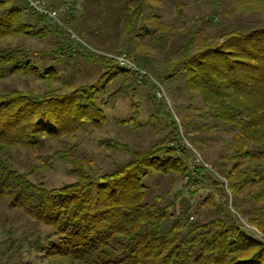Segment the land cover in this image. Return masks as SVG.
<instances>
[{"label":"trees","instance_id":"trees-1","mask_svg":"<svg viewBox=\"0 0 264 264\" xmlns=\"http://www.w3.org/2000/svg\"><path fill=\"white\" fill-rule=\"evenodd\" d=\"M45 1L64 26L80 33V24L73 22L72 4ZM159 1L122 0V30L130 38L121 48L152 28V33L160 29L154 14ZM229 9L264 11V0H231ZM47 34L52 43L41 50L6 43L19 37L43 39ZM164 39L159 37L161 45ZM122 54L131 59L122 50L112 56ZM112 56L87 48L23 0H0V203L48 229L45 236L32 240L4 231L0 264H30L24 259L30 250L38 251L48 264H264V242L246 232L235 216H244L264 235V27L232 30L217 38L192 35L180 58L173 59L159 79L184 81L206 108L202 115L208 114L222 130L232 132L215 172L226 182L234 215H226L210 192L192 204L202 177L215 184L219 181L192 161L194 155L174 122L166 123L167 133L142 152L112 139L100 140L98 146L106 151L123 150L129 156L111 171L100 172L92 160L75 154L73 140L79 134L105 127L104 108L130 92L135 97L137 86L149 88L148 76L137 80ZM77 59L99 65L94 81L68 82ZM67 69L72 70L70 75ZM8 76L31 77L46 88L40 93L5 88ZM117 80L119 85L111 90ZM150 86L154 89L147 99L153 110L150 117L162 118L164 103L156 99L155 84ZM130 113V118L118 123L134 127L139 118L134 101ZM169 119L168 112L165 121ZM196 131L185 126L183 136L190 138ZM20 150L34 159L27 172L18 171L10 161L12 152ZM56 162L67 167L72 182L47 188L30 180L40 170L52 171ZM151 174L175 176L172 181L189 179L188 198L179 193L169 202L160 196L146 201L145 180ZM200 208L224 216L194 218Z\"/></svg>","mask_w":264,"mask_h":264},{"label":"rangeland","instance_id":"rangeland-1","mask_svg":"<svg viewBox=\"0 0 264 264\" xmlns=\"http://www.w3.org/2000/svg\"><path fill=\"white\" fill-rule=\"evenodd\" d=\"M121 2L122 0H73L71 13L74 17V24H80V33H77L73 28L64 27L72 29L71 31L77 35L75 39L93 51L101 52L107 56H112L118 50L128 52L130 61L148 73L149 88L137 86L134 88L135 97L130 92L126 97H121L113 105L109 104L104 108L105 127L101 130H88L86 134H79L73 140L77 146L75 154L92 160L93 167L100 172L111 171L115 163H124L129 159V156L123 150L106 151L98 146L100 140L112 139L126 144L132 150L142 152L167 133L169 129H167L166 123L170 125L171 122H174L179 134L183 137L184 144L194 155L192 161L202 164L219 181L215 184L208 176L202 177L201 184L196 185L200 190L191 196L192 204L210 192L215 202L223 206L226 215H234L235 212L230 206L232 198L226 187V182L215 172L219 156L223 154V148L230 141L232 132L222 130L223 127L217 124L218 121L208 114L202 115L206 108L199 97L191 93L184 81L162 82L159 79L167 73L171 61L180 58L184 45L192 35L198 39L217 38L232 30L246 32L255 27H264V11H233L229 9L231 0H160L154 7V14L159 17L161 23L160 29L152 33V28L149 34L138 38L134 44L132 41L128 42L124 49L121 47L130 37H127L122 30ZM57 10L60 13L63 11ZM160 36L165 38L162 45L159 41ZM52 40L51 35L47 34L43 39L19 37L7 39L6 43L20 45L31 50H41L50 45ZM194 51L195 48L191 49L190 54ZM77 63L78 66L74 68L75 73L71 81H68L67 76L63 74H60V78L72 84L94 81L100 74L99 65L84 62L81 59H77ZM62 70L60 68L58 72H62ZM71 71V69H67L66 74L70 75ZM156 83L160 85L162 94L161 98L156 97V99L164 103L162 108L164 117L155 119L150 117L153 110L147 99L154 91L150 85ZM118 85L119 80L114 81L111 83L110 89L114 90ZM3 87L40 93L45 90L46 84L27 76H8L3 82ZM53 87H58V85L54 84ZM131 101H134L138 107V122L134 127L120 125L118 121L131 117ZM168 112L170 119L166 122L165 116ZM185 126L188 129L190 127L197 128L198 131L190 133V138L184 137ZM10 161L18 171L27 172L34 159L27 151L20 150L12 152ZM66 169L64 164L56 162L52 171L40 170L32 175L30 180L35 183H43L47 188L59 187L74 180V177L67 174ZM174 177L157 174L148 176L145 180L146 201H152L155 196H160L169 202L179 193L182 198H188L187 190L191 189V182L189 179L180 178L172 181ZM221 216L224 215L213 209L202 208L197 209L193 214L194 218L198 217L201 220ZM235 216L246 232L255 239L264 242V235L251 226L244 216L239 214ZM8 230H12L14 237L30 240L48 233L47 228L35 226L20 211L0 203V242L5 238L4 231ZM24 246L26 247L25 242ZM24 259L29 260L30 264H48L40 258V253L34 250L25 253Z\"/></svg>","mask_w":264,"mask_h":264},{"label":"built area","instance_id":"built-area-1","mask_svg":"<svg viewBox=\"0 0 264 264\" xmlns=\"http://www.w3.org/2000/svg\"><path fill=\"white\" fill-rule=\"evenodd\" d=\"M28 7H30L35 12L45 16L51 23L58 24L63 27L65 32L70 34L71 37L75 38L74 34L70 29L64 27L59 19V15L57 11L54 9H50L43 0H23ZM73 0H66V6H70ZM66 7V8H67ZM116 60L119 66H122L126 69L131 70L134 73V76L137 80H140L144 76H149L147 72L138 68L133 62H131L124 54L118 56H112ZM155 94L157 97H161L160 85L158 83L155 84Z\"/></svg>","mask_w":264,"mask_h":264}]
</instances>
